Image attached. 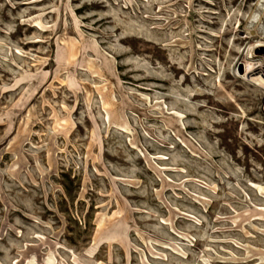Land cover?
<instances>
[{"label":"rangeland","instance_id":"1","mask_svg":"<svg viewBox=\"0 0 264 264\" xmlns=\"http://www.w3.org/2000/svg\"><path fill=\"white\" fill-rule=\"evenodd\" d=\"M263 82L264 0H0V264H264Z\"/></svg>","mask_w":264,"mask_h":264},{"label":"bare ground","instance_id":"2","mask_svg":"<svg viewBox=\"0 0 264 264\" xmlns=\"http://www.w3.org/2000/svg\"><path fill=\"white\" fill-rule=\"evenodd\" d=\"M260 44L259 43H257V42H255L250 48H249V50H254L256 47H258ZM257 65H258V63H257ZM256 65V66H257ZM246 70L248 71V70H250V68H248V67H246ZM261 82V81H260ZM260 82H258V84H260ZM264 83V82H263ZM264 85V84H263Z\"/></svg>","mask_w":264,"mask_h":264}]
</instances>
